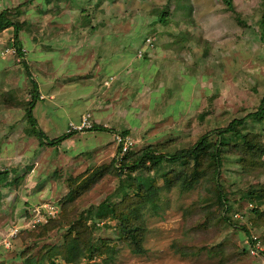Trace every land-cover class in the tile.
I'll return each instance as SVG.
<instances>
[{"label": "rangeland", "instance_id": "1", "mask_svg": "<svg viewBox=\"0 0 264 264\" xmlns=\"http://www.w3.org/2000/svg\"><path fill=\"white\" fill-rule=\"evenodd\" d=\"M2 12L38 86V128L78 133L58 147L35 137L32 86L4 30L0 264H264V120L224 134L217 178L210 158L217 132L264 97V0H2ZM91 52L129 66L95 90ZM204 135L196 157L121 168Z\"/></svg>", "mask_w": 264, "mask_h": 264}, {"label": "trees", "instance_id": "2", "mask_svg": "<svg viewBox=\"0 0 264 264\" xmlns=\"http://www.w3.org/2000/svg\"><path fill=\"white\" fill-rule=\"evenodd\" d=\"M12 29L13 30V47L15 49V53L20 57L21 59V65L24 67L27 78L29 83L32 86V91H31V101L28 105V108L26 110V120L30 128L33 130V133L35 137L42 143H46L48 146L51 147H58L60 146L63 142L66 140H69L73 135L77 134L78 131H70L68 133H65L55 139H49L45 133H43L39 128L37 121L35 117L33 116V109L34 105L37 101H39V93H38V86L37 83L35 82L33 76L31 75L29 71V67L26 64L25 59L23 58V53H22V45L18 39V34H19V26L16 22L12 21L11 19L7 18L5 15V12L0 13V33H2L4 30L7 29ZM246 119H251L253 121H256L258 123L262 122L264 120V97L261 99L259 106L257 110L253 113L248 114L245 118L240 119V120H233L225 129H222L217 132V140L215 144L213 145V150L211 152L210 158L213 161L215 165V178H217V175L219 173V168H220V160H219V152L220 149L223 147L222 144V138L224 134H235L237 135V127H240L243 125L244 120ZM85 131H96V132H109L108 129L104 127H99V126H94L90 129H86ZM239 136V134H238ZM244 139V137H241ZM207 142V135L202 136L199 141L189 149L188 151L185 152H179L175 153L174 155H166V154H159L155 155L153 153H150L148 151L143 152L141 156L132 164V165H122V169H128L129 171L133 172L137 169L140 168L141 162L143 163H150L154 166H158L162 163H178L181 160L189 157H196L198 152L200 153L203 148H205ZM248 145V143H245ZM120 147H119V152H120ZM7 177L8 173L7 171H2L0 172V186L4 185L7 182ZM216 187H217V198L220 202V204L225 205L226 204V199L224 198L223 193L221 192L220 185L217 181H215ZM126 217V216H125ZM120 222H124V219L122 218H117L115 219Z\"/></svg>", "mask_w": 264, "mask_h": 264}, {"label": "crops", "instance_id": "3", "mask_svg": "<svg viewBox=\"0 0 264 264\" xmlns=\"http://www.w3.org/2000/svg\"><path fill=\"white\" fill-rule=\"evenodd\" d=\"M101 34L97 33L95 37L93 38V41L90 42V44L93 46L97 42V38L99 40V43L101 44V40L104 39V37L100 36ZM109 40V39H108ZM3 50H0V53ZM92 53V52H91ZM98 53V52H97ZM93 54V53H92ZM113 56H111L107 60H101L97 57V54H93V57L91 59H88V63H81L83 65H88L89 68L87 72L90 71V75L92 76L91 79L94 80L93 82L96 83L93 85V87H96L95 90H97L99 87L98 82H101V77H104L105 79H120L122 73L125 72V68L129 66L126 61L121 60V57H117L112 59ZM80 64V65H81ZM78 65V64H77ZM124 69V70H122Z\"/></svg>", "mask_w": 264, "mask_h": 264}, {"label": "built area", "instance_id": "4", "mask_svg": "<svg viewBox=\"0 0 264 264\" xmlns=\"http://www.w3.org/2000/svg\"><path fill=\"white\" fill-rule=\"evenodd\" d=\"M1 1L2 0H0V2ZM119 142H120V148H121L119 154L123 155L128 150V146L130 145V143L125 142V139H122V138L120 139ZM253 240H255V238H253ZM251 245L252 246H250V249H249L250 253L251 254L259 253V250L255 248L254 243L252 242V240H251Z\"/></svg>", "mask_w": 264, "mask_h": 264}]
</instances>
